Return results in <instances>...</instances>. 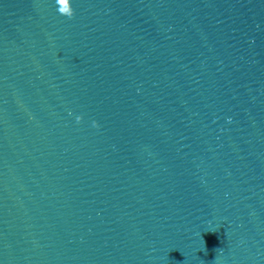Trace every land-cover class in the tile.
I'll return each instance as SVG.
<instances>
[{
  "label": "water",
  "instance_id": "obj_1",
  "mask_svg": "<svg viewBox=\"0 0 264 264\" xmlns=\"http://www.w3.org/2000/svg\"><path fill=\"white\" fill-rule=\"evenodd\" d=\"M66 4L0 0V264H264V0Z\"/></svg>",
  "mask_w": 264,
  "mask_h": 264
},
{
  "label": "clouds",
  "instance_id": "obj_2",
  "mask_svg": "<svg viewBox=\"0 0 264 264\" xmlns=\"http://www.w3.org/2000/svg\"><path fill=\"white\" fill-rule=\"evenodd\" d=\"M55 2L57 5H59L57 11L60 15L68 17L69 19L73 18L74 11L68 10L66 0H55ZM76 119L77 122H80L83 118L81 116H77ZM93 125L98 127V125L95 122H93Z\"/></svg>",
  "mask_w": 264,
  "mask_h": 264
}]
</instances>
